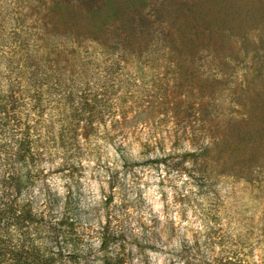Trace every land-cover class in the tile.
I'll return each mask as SVG.
<instances>
[{
  "label": "rangeland",
  "instance_id": "obj_1",
  "mask_svg": "<svg viewBox=\"0 0 264 264\" xmlns=\"http://www.w3.org/2000/svg\"><path fill=\"white\" fill-rule=\"evenodd\" d=\"M61 1L0 0V62L2 53L9 51L6 46H17L20 52L9 67L12 73H8L7 63L0 65L5 66L0 67V77L21 79L24 90L20 95L27 103L28 96L43 99L41 110L34 106V113L40 112L45 120L43 140L38 143L49 151V166L57 172L53 178L61 189L68 180L72 182L83 213L81 221L93 240L101 236L98 233L104 227L118 228L138 236L140 243L133 241L128 248L132 264H187L180 260L183 239L211 241V254L219 255L221 229L234 249L251 263L264 258V0H237L238 7L227 4L223 11L221 0H138L137 8L143 15L156 16L159 22L168 17L175 35L173 40L166 39L157 33L160 28H155L157 32L147 41L149 49H157L158 55L142 56L145 66L136 56L113 50L116 55L112 58L119 57L120 67L137 81L121 84L120 78L113 87L108 86L107 93L115 99L127 95V101H135L136 107L154 105L155 113L137 127L126 129L125 139L117 132L108 136L107 125L100 124L86 140L73 136L85 132L86 118L60 105L57 85L64 88L68 83L65 51L80 42V51L92 53L94 61L98 46L88 37L74 38L66 33L63 23H56L52 15ZM113 1L118 0L108 5L111 17L120 13ZM120 1L127 9L135 0ZM13 13L21 14L19 23L24 21L26 26H34L38 14L46 15L49 33L40 45L52 49L54 55H47L49 62L39 70H34L28 60L30 68L23 59L33 47L34 29L28 31L12 22ZM3 20L12 22V28L3 32ZM15 26L27 34L13 30ZM12 31L15 34L9 37ZM166 46H176L181 54L161 55ZM58 52L62 53L60 59ZM32 73L34 80L25 81ZM4 80L0 107L5 103L2 98L11 95ZM74 91L90 98L105 93L91 82L77 85ZM26 107L10 113L15 121L5 118L0 108V179L10 173L17 142L32 125L28 119L35 118L26 110L31 107ZM82 118L84 121H79ZM211 119L213 125L219 121L216 143L206 133ZM195 135L199 138L196 143ZM199 152L210 157L206 172L193 163L194 154ZM120 154L126 155L132 169L123 168ZM218 155L219 165L214 162ZM172 226L179 230L174 235L169 232ZM12 230L0 220V264H11L9 256L2 255L6 253L1 240L15 245ZM144 236L154 238L151 247L142 243ZM98 243L96 240L95 246Z\"/></svg>",
  "mask_w": 264,
  "mask_h": 264
},
{
  "label": "trees",
  "instance_id": "obj_2",
  "mask_svg": "<svg viewBox=\"0 0 264 264\" xmlns=\"http://www.w3.org/2000/svg\"><path fill=\"white\" fill-rule=\"evenodd\" d=\"M111 2L112 0H62L60 4H57V12L52 15L56 23H63L67 34L76 39L88 37V41L98 46L94 61H92V53L87 50L80 51V42L74 43L64 53L66 55L63 59L64 74L67 75L68 83L64 88L57 85L59 102L60 105L68 106L71 110H77L82 114L86 118L83 125H87V127H82L85 132L74 133V138L86 140L91 131H94L92 133L94 135L97 131L95 127L100 124L107 125L108 136L117 132V136L122 138L128 133L126 129L137 127L155 113L154 105L149 104L145 108L136 107L135 101L132 103L131 100L127 101V95H124V98L115 99L107 93L108 86L113 87L120 78H123L120 81L121 84L127 81H137L130 71L120 67L119 57L112 58L116 55L113 50L119 51L118 53L123 56L134 55L140 65L145 66V63L141 61L142 56L158 55L157 49H149L150 42L147 41V37L157 32L155 28H160L157 33L163 34L166 39L173 40L175 33L172 29V21L166 17V20L159 22L156 16L143 15L137 8L138 0L127 3V9L124 7V1H113V5L119 9L120 13L111 17L107 12ZM227 4L238 7L237 0H221L220 9L225 10ZM13 14L11 21L16 22V25L27 27L28 31L34 29L33 47L29 52H25L23 59L26 65L31 61L36 67L34 70H39L41 65L44 66L49 62L47 55L50 57L54 55L52 49L40 45L49 33L47 30L49 22L45 20L46 15H42V17L38 14L35 16L36 18L33 17L34 26H26L24 21L19 23L21 14ZM186 20L187 17L183 18V21ZM3 23L1 28L3 32L8 30V27L12 28L8 21L3 20ZM13 30H19V28L15 26ZM26 30L21 29L19 32L24 36L28 32ZM12 32L9 33V37L10 34H15L14 31ZM2 37L1 35L0 39ZM143 40L146 42H142ZM5 48L9 51L2 53L3 62L1 61L0 65L4 62L7 63L6 69L8 73H12L9 67L15 63V61L13 62L14 57H19V48L17 46H6ZM58 48L63 49V46H58ZM163 51L161 55L175 52L181 54V50H178L176 46H166ZM60 54L62 53H57V59H60ZM35 61L39 63L37 64ZM29 67L32 68V66ZM142 71L136 73L141 75ZM2 73L4 72L2 71ZM32 74L31 79L27 78L25 81L34 80L35 73ZM1 76L3 77V75ZM92 78L95 81H91ZM3 79L11 93V95L2 98V102L5 103L0 108L1 112L5 114V118L15 121L10 113L16 114L21 107L28 108L26 106L31 107L26 110L30 114L32 113L35 118H31V121L30 118L28 119L32 125L26 127L22 133L23 139L17 142L16 152L10 162V173L0 179V220H4L6 228L13 229V236L17 241L15 245L11 246L1 240V243L5 245L6 253L2 255H8L11 264H132V253L128 248L133 241L140 243L138 236L128 234L118 228L104 227L103 231L98 233L101 236L96 238L99 242L98 247L95 246L94 236L87 232L81 221L83 213L72 182L68 180L61 189L57 179L53 178L57 172H54L49 166L52 165L49 151L38 143L43 140L42 128L45 120L40 112L34 113L36 109L34 106L37 105L41 110L43 102L41 96L38 98L28 96L29 103H27L24 95H20V90H24L21 79L13 80L11 76L0 77V85H2ZM87 82H91L97 90H105V93L98 96L95 94L93 98H90L88 94L74 91L77 85ZM6 98L9 101H6ZM9 103L12 104L10 109L8 108ZM127 103H131V106H128ZM95 120L96 123H94ZM79 121L83 122L84 120L82 118ZM213 122V119L209 120V126L205 129L207 137L216 143L219 142V121L215 125ZM17 126L15 125L16 128H13L15 133L18 131ZM198 139L197 135L193 136L194 143ZM121 142L120 146L123 145ZM117 151L121 152L120 149ZM120 155L124 161L123 168L132 169L133 166L128 165L129 160L126 155ZM194 157V165L200 166L199 170L206 172L210 157L204 152L194 154ZM214 162L219 165V155ZM192 175L190 174V176ZM109 203L108 199L106 204ZM109 220L111 219L109 218ZM178 231L174 226L169 230L171 235ZM153 239L144 236L142 243H145L146 247H151L149 243H154ZM10 241L13 243V239ZM139 245L143 246V244ZM219 247H222L219 250V255L211 254L214 248L211 241L200 242L198 238L195 240L184 238L180 250V260H184L187 264H264V258L258 259L257 263H251L244 253L235 250L233 243L223 236L221 229H219ZM161 249L163 250L164 246Z\"/></svg>",
  "mask_w": 264,
  "mask_h": 264
}]
</instances>
